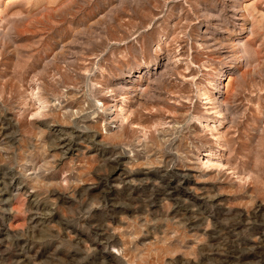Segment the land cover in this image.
I'll list each match as a JSON object with an SVG mask.
<instances>
[{"label":"rangeland","instance_id":"1","mask_svg":"<svg viewBox=\"0 0 264 264\" xmlns=\"http://www.w3.org/2000/svg\"><path fill=\"white\" fill-rule=\"evenodd\" d=\"M0 264H264V0H0Z\"/></svg>","mask_w":264,"mask_h":264},{"label":"bare ground","instance_id":"2","mask_svg":"<svg viewBox=\"0 0 264 264\" xmlns=\"http://www.w3.org/2000/svg\"><path fill=\"white\" fill-rule=\"evenodd\" d=\"M249 34H254L253 30H250ZM244 46V45H242ZM161 46L156 48L155 53L159 55L161 51ZM170 62V59H169ZM177 61H171L172 71H177ZM220 74V73H219ZM219 77V76H218ZM215 78L208 87H197V97L199 100L203 101L201 105L205 107L206 117L205 121H201V117H197L196 120L200 123V126L203 131L208 132L210 137L213 139V143L216 145L219 150L213 152L208 150L205 152V155L200 161V168L202 171H209V174L224 177L226 180L236 184L237 186L248 189L252 186V178L250 176H242L232 168L224 160V151L227 152L230 149L228 148V139L227 133L224 132V125H226V116L228 115V103L227 101V92L230 87H232L231 78H227V82L224 85V92L221 90V79ZM185 78V76H184ZM196 85V83H195ZM136 90V89H135ZM225 95V98H224ZM141 96V95H140ZM34 99V98H33ZM37 107L35 108L36 115H45L46 102L40 98H37ZM31 101V100H30ZM127 97H123L120 106L118 107V119L119 122L125 123L129 120L131 111V106L127 105ZM31 105V104H30ZM129 113V115H128ZM211 121H217V125ZM143 129V128H142ZM228 129V127H227ZM144 134V133H143Z\"/></svg>","mask_w":264,"mask_h":264}]
</instances>
